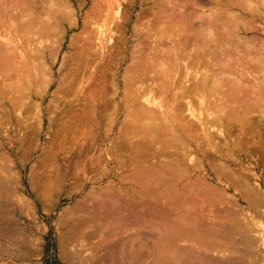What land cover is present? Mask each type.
Returning <instances> with one entry per match:
<instances>
[{"label": "rangeland", "instance_id": "rangeland-1", "mask_svg": "<svg viewBox=\"0 0 264 264\" xmlns=\"http://www.w3.org/2000/svg\"><path fill=\"white\" fill-rule=\"evenodd\" d=\"M1 1L0 94L2 93V95H0V97H2L0 99L2 104H5H3V106L6 107L4 108L2 106L0 111V192L3 193L5 189L7 191L5 190V192L3 193L4 195L0 194V198H4L3 200L0 199V212H2L0 213V233L3 235L0 237V264H264L263 139H261V143H259L256 139V141L250 140L249 147L247 146L248 148H243L241 151H236V156L239 160H236L237 162L230 161L228 163V167L231 173L230 178H225V180L223 181L220 180V183L217 182L214 175L212 174L208 162L204 160L203 163L207 168H205V171L203 173L205 174L208 181L218 185L220 187L219 191L221 190L220 192L218 191L219 193L217 192V194H214V196H217L213 198V201L211 200L213 204L210 201H207V203L205 201L203 202V204L199 203L198 207L195 206L193 208V210L195 209L194 212H196L197 214L194 212L193 213L198 217L203 218H200L201 223H199V225L195 227L196 229H198L196 232H200L204 229L203 234L204 236L206 234L205 238L207 239L198 236L191 237L193 235L192 234L191 236H189L191 237V239L187 237L188 240L184 239L175 241V246H171L169 244L167 237L168 235L165 234V232L168 233V231L163 226L166 221L159 222L162 221L164 217L165 218L163 220H167L166 217L168 216H158L157 213L160 212V214H162L166 210H164V206H162L163 208L160 206V203L159 205L152 204L151 206L154 207L150 206L151 211H153V213L155 211L157 215L153 213H151L152 215H149L146 213L148 215L147 216L144 213L135 211L134 218L139 222L135 221L137 225L134 224L135 227L132 225L133 229L131 226L129 229V227L123 226L124 223H119L118 219L120 218V216H122L120 215L121 210L118 207L120 205L117 204L119 202L116 203V201H114L117 199L111 196V192L116 190L118 187L125 188L127 186L125 183H121V181L118 180L120 176L126 173V171L125 169L121 170L115 163V161L108 162L105 158V153L108 152L109 149H111L110 144H112V140L115 141V133L117 132L118 126H120L121 123H123L125 120L124 114L127 111H125V109H127L128 106L126 104L127 102H125L126 97L124 91L122 90H125V74L131 67H133L135 58L140 55L143 56L144 54V56H146V53L148 52L152 54L153 51L155 52L157 49H164L165 51L169 50L171 52L173 49H176L175 47H178L180 45V47H182V50L185 49L186 51H189L187 50V48L189 47V53L195 52V50L200 47L196 46L198 42L195 44L193 43V45L191 46H188L186 43L190 44L198 40L199 42L203 43V39H199L198 37V35L200 36L201 29L199 30V28H196V25H192V27L194 26L198 31L194 28H191L194 30L193 32H191V35L189 33V25L187 23H190L191 21L194 23H198L200 21L199 20L197 22L195 20V13L201 14L203 12V15H207L210 14L213 9L215 10L216 6H224L223 8L226 7L227 9V7L230 5L226 2H230L232 0H224V2L223 0H192L194 1V3H192V1L190 3V0H185L186 2L184 0H171L169 3H167V9L171 7L169 11L171 10L172 12H168L169 14L172 15L174 12L173 10L177 11L181 7H183V9L185 10L189 9L186 10V13L191 12V15L193 14L192 17H195H193L194 19L191 16H187L186 13H184L185 17H188L186 19H184L183 14L181 16H176L174 14L176 18L174 17V15L173 17L170 15L171 18L168 17V10H164L162 8L166 6H162L161 4H165V2L163 1L169 0H118V4L120 6H118L116 4L117 2H115L114 4H112L113 6L111 5V9H109L110 5H108V0H62V2L64 1L63 3L67 7H69V10H71L70 12L74 10L71 13L72 16L63 14L60 15V26L59 29H57L59 32L57 30V33L54 31V33H52L51 35H54L53 37H51L50 35L45 36V40H40L38 35L35 36V33H37V31L35 30L36 28H33V25L29 26L28 24L27 26L29 29L26 30L27 26L26 23H24L25 25H23V28L25 31L23 29L22 31L21 28L20 30L16 31L15 28L17 26V23L10 24L12 18L11 14L9 13L12 12V14L14 13L13 15L15 16L17 13H21V6H24V8L27 9L30 4L31 6L32 4H36L37 7L36 9H33V14H38L36 15V17L38 18L35 19L37 21H35L34 19L32 20L37 22L36 25H38L39 28L42 26L44 28H49L46 26L47 24H45L46 18H41L43 17V14H45L44 17H46V14L49 13L48 7H45L46 5L44 4V0H27L29 6L24 5V3L26 4V1L24 0V3L22 0H0V3ZM30 1H32V3ZM173 2L174 5L179 4L177 2H180V4L182 3V6L180 5L179 7V5H177L172 7L173 5L171 6V4H173ZM219 2L220 4L221 2L225 4L220 5L218 4ZM59 3L62 4L60 0ZM159 3L161 5L160 7L162 8L161 10L157 9ZM191 4H193V6L197 4L198 5L196 7L194 6L195 8H193ZM6 5H9V7L11 5H13L14 7L16 6L17 10L15 9V11L13 6L8 8ZM35 6L33 8H35ZM186 6L188 7L186 8ZM104 8L105 10H103ZM260 8H262L260 9V14L262 15L259 14L257 16H253V14L249 12L246 13V15L240 13V17L244 22V25L239 24V32L237 31V34H233V36L237 37V39H234L235 37L232 38L231 36L230 38L232 39H229L232 40L231 43L234 42L236 47V44H238V38H241V36V39H244L246 41L248 40L247 38H250V40H248L247 42L252 41L251 43L255 45V48L253 49L254 51L251 50L253 51V54L251 52L252 55H255V53L258 54L260 53V51L262 52L260 54H264V52L262 51V48L264 47V13L263 7ZM25 9L22 8V11ZM30 10L32 11V9H28V11ZM113 10H116V12H114ZM151 10L152 13L150 14ZM192 11H195V13H193ZM177 12L175 13L177 14ZM145 13L148 14H146L145 16ZM153 13H156L158 17L156 14L153 15ZM165 14L168 15L166 17L167 19L164 17L163 20L162 15L166 16ZM202 14L200 16H202ZM39 16L41 17L39 18ZM63 16H66V18H68L66 19ZM69 18L70 21L73 19L72 22H70V24L73 23L72 25L68 23ZM172 18L175 19L177 24L179 23L178 25H180L182 21H184L185 23L187 21V23L186 25L182 23V27L180 25V27L177 28V24L175 25V22ZM189 18L190 21L188 20ZM201 18H205L206 22L210 21L206 18V16H202ZM42 19L45 20L42 21ZM38 20L40 21L39 23ZM151 20H155L156 28L154 27V24H151ZM156 20H160V22L158 21L159 25H157L158 22ZM202 20L203 19H201L200 23L203 22ZM12 21L17 22V19H15V21ZM172 22H174L172 26L177 29L180 28L181 30L179 29V31H175L176 29H172L171 25L169 24L168 27L165 26V24ZM160 23L162 24L160 25ZM10 25L15 26L12 27ZM157 26H159L160 28L162 27V29L166 27L165 31L167 30L169 33L167 32V34H165L166 32L164 30H161ZM183 26L188 29L184 28ZM246 26L248 27L247 29L245 28ZM252 26H254L255 28ZM30 27L33 28L34 31H31L33 29H31ZM148 27L151 28L149 29ZM242 27L246 30H243ZM106 28L109 30H107ZM152 29L155 32L156 29L157 32L160 30L163 31V38L162 36L160 37V35L157 36L160 32H158V34H155ZM170 30H173V35L170 34ZM106 31L108 32L106 33ZM150 31L151 33H149ZM174 31L178 34L173 33ZM196 31L198 34H195ZM213 31L215 32V35H213V37H216L221 42H224L228 39L226 38V35H228L226 34L227 32H220L221 29H219L218 31L213 29ZM12 32H17L18 35H14ZM100 32L103 33L100 34ZM21 33L25 35V37H23ZM222 33H224V35ZM220 34L224 36L223 38L225 40L222 37H219ZM11 35L14 36L13 39ZM27 35L32 38H28ZM146 35L147 37H149L147 38ZM189 35L191 36L188 37ZM150 36L153 38H151ZM166 37L170 40H166ZM178 37L180 38V40L185 37L186 41L183 39L182 42L184 44H178ZM108 38L111 39L110 43ZM155 38L158 40H156ZM188 38L196 39H193L191 42V40L188 41ZM200 38H202V36H200ZM28 39H34L35 43L37 42L38 44H34V40H31L32 43H30V40ZM160 39L166 44H162ZM202 43H198L197 45H201ZM227 43L230 44V41L227 40ZM49 44L51 46H49ZM234 44L229 45L230 50L223 49L222 52L230 51V54H232V46ZM29 46L32 48H30ZM35 46L40 50H36ZM157 46H159V48H157ZM238 46L237 47L239 49L242 48L240 50L242 53L240 52V55L237 54L236 56L232 54L233 59L234 56L235 59L238 56H240V59H242V54L244 53V51H246V49L242 47L241 43H239ZM147 47H150L151 49ZM207 48L205 50V53L206 55L207 53L209 54L208 57H216L217 55H219L218 53L222 54L219 49L218 52L216 51V53H213L211 51H208L211 50L212 47H209L208 49ZM35 50L38 51L39 54ZM160 52L161 54H159ZM160 52L157 53V56L162 58L163 51ZM2 53L3 55H1ZM233 53L235 52L233 51ZM35 55L37 56V59L34 57ZM41 55L43 56V58L39 60V57ZM240 59L239 61H241ZM38 60L41 64L38 62ZM239 61L237 62V64L239 63ZM262 61L259 63H256V61L255 63L250 62L249 67H251V72L246 74L245 77L241 78L242 81H245L244 83H246L247 85V88H244V91H242L247 96L252 97L251 93L253 92V90H257V88L254 89V87H259V90L263 91L264 55ZM27 64L29 65V67H27ZM44 64L47 65L46 68L44 67ZM181 64L184 63L181 62L180 67L183 66H181ZM30 66H33V68ZM203 66H206V64H204ZM42 68L45 69V72L47 71L45 77L46 79L48 78L47 80L45 79L47 82H44V85H40L41 83L38 84L39 81L41 82V80L43 81L44 79L41 75L42 72H40L41 74H38V72L40 71V69L42 70ZM183 68L184 67H182V70H184ZM202 68L200 67L201 72L203 70ZM103 70H105V72L109 71V73H115V82L110 81L109 83V80L112 79L113 75L110 74L109 77L108 73L105 75V72ZM233 70L234 68L231 71ZM27 71H30L33 76V80L39 78V81L32 80V84L34 85L33 86L30 83L32 85V88L29 87V84H26L27 81L24 80V77L26 79L29 78L28 75L30 73H28ZM233 72L236 73V75L240 73L239 69H235ZM34 73H37L38 76L41 75V77L34 76ZM198 74L201 75L202 73ZM150 75L153 74L150 73ZM106 76H108L107 78L111 79L105 78ZM18 78H21L24 83V87L29 88L31 91L30 97H24L25 99L27 98L26 102H23L24 109H27L26 111L24 110L25 113H23V109L21 110L22 112L19 110L20 108H23L22 103H20L21 105L18 106L19 108L16 107L14 109V106L18 105L17 99L19 98V95H17L18 92H14L12 90V87L15 83L14 80ZM189 82H192L191 79L187 81L186 85L190 84ZM248 83L250 84V86ZM35 84L37 85V87ZM9 86L11 87V89H9ZM251 86H253V90H251ZM35 87L37 88V90ZM67 92L69 93V95ZM263 92L261 93L262 97ZM16 96L18 97L16 98ZM123 97L125 98V100ZM166 100L168 102V97L164 95V103H166ZM10 101L11 103H13L10 104ZM14 101L17 102H15L17 105H14ZM103 101L110 104L117 103L118 107L120 106L119 117L116 123L117 127L113 131L107 132L109 129H107V127L103 125L105 120L102 119L103 122L101 121V126H96V129L94 127L95 131H92L95 134L94 137L96 138V142H94L93 144H89L88 137L85 141L84 138L80 136L81 132H84V134L87 133V136L88 132L90 131H88L89 129L87 130L86 128L81 129V125H78V115L82 114V111L87 110V112H89L88 110L91 109H88L89 107H92V105H101ZM2 104L0 103V106ZM27 105H29L28 108H26ZM11 106L13 107V109ZM30 106H34V108H31ZM90 111L91 113H93L92 109ZM22 113L23 115L25 114V117L22 115ZM257 114L258 112L256 111V113L252 116L254 117L252 118L254 119L252 120L253 122L250 120L251 122L249 121L248 123L249 128L253 133L254 129L257 130V128L263 127L260 126V124L256 126L258 122L256 123V125L254 124L255 119L257 121V117L255 116ZM74 120L76 121V123ZM256 132L257 134L255 133L254 135L255 138L257 137L258 139L259 134L260 138H264L263 128ZM101 151L102 153H100ZM99 153L102 155L100 166L98 167L93 165L92 167L91 161L96 158ZM7 179L11 180L9 181ZM244 182H246L247 186L249 187V191L252 190L254 192V195L251 194L249 196H245L241 193V188ZM5 183L7 184V186ZM14 185L15 187L13 188ZM236 187H238L240 191L237 190ZM110 189H112V191H110ZM222 192L223 195L227 197L226 199H224L225 196H223V198L219 196ZM109 193L110 195H108ZM228 197H232L233 199H229ZM135 199L137 200V198ZM227 199L230 202L225 204L227 202ZM142 201L144 202V200L141 199V202ZM253 201L256 204L253 205ZM137 202L141 203L140 199H138ZM209 202L212 204V206H210L211 204H209ZM217 203L219 204L218 207ZM232 203L235 205H232ZM250 203H252V205H250ZM228 204L231 205V208L230 206H228ZM202 205L204 207L206 206V208H202ZM225 206L227 207V209L226 211H224V213L227 214H223L222 208H224L225 210ZM234 206H238V208H235ZM256 206L259 207L257 208ZM160 207L163 210H161ZM217 208H219L220 210ZM234 208L237 209L236 212L238 213H236L237 216L236 214H234V216H232L233 218H231V214L233 215L232 211L235 213ZM252 208H255V210L257 211L253 210ZM6 209L7 211H5ZM157 209L160 211H158ZM228 209H231V212L229 211L230 213L228 212ZM202 210L204 211L202 212ZM116 211L118 212L116 213ZM223 215H227V217L229 216V219ZM153 216H156V218H154ZM157 216L159 220H157ZM205 216H209L207 217V219H211V221L210 219H208V221L211 224H209V226L212 227H208V224L205 225V222L208 223ZM82 217L86 218V220H84L85 223H83L81 219ZM198 217L195 216L197 220H199ZM220 217L222 219L225 218L227 221L231 220L228 221L230 228L228 227L229 225L227 224L226 220H222ZM167 218H169V216ZM232 219L234 220L232 221ZM245 219L247 220L245 221ZM79 220H81V223L83 224H79L78 226V223H80ZM146 220H152L148 222L150 226L144 223ZM224 221L226 223V228H228L230 232L228 231V229L225 230L223 226L225 224ZM220 222H222L223 225L220 224L218 226L217 224H219ZM202 223L205 225V227L208 228H205ZM200 224L202 227L200 226ZM143 225H147V227ZM199 226L201 227V229ZM220 227L223 228V233H221L222 231L219 232L220 230L218 229H220ZM11 228L15 230V232L12 234L9 233ZM71 228L81 229H74L73 234H71ZM95 228L96 230H99V235H96L98 230L96 231ZM209 228L210 230H212L211 228H214L211 233H209L208 231ZM215 229L217 230V232H219V235L221 234L220 237L218 234H216L217 232L214 233V231H216ZM93 230L96 231V234L95 232H92ZM87 231L95 234H92L93 237H91V239L89 238V240L88 237H90L91 234ZM224 232L226 234L227 232H229L227 237H225L226 234H224ZM210 234L212 235L210 236ZM72 235L74 236L72 237ZM75 236L76 238L74 239ZM214 236L216 237V241L214 240ZM218 237L220 238L219 240ZM226 238L227 240L224 242L223 239L225 240Z\"/></svg>", "mask_w": 264, "mask_h": 264}, {"label": "bare ground", "instance_id": "bare-ground-1", "mask_svg": "<svg viewBox=\"0 0 264 264\" xmlns=\"http://www.w3.org/2000/svg\"><path fill=\"white\" fill-rule=\"evenodd\" d=\"M17 1H20V0H17ZM24 1H26V4L24 3ZM24 1H23L24 5L29 6L28 5L29 3L27 2V0H24ZM44 1H45L44 4L46 5L45 7H48L49 13L51 15L48 13V14H46V17H44L45 14H43V17L39 16V18L40 17L41 18H46V20L42 19V21L45 20V22H46L45 24H47L46 26L49 27V28H46V27L44 28L42 25H40L42 27L39 28V26L36 25L37 22H35V21H37V20H35V19L38 18V17H36V15H38V14H36V15L33 14V12H34L33 9H36V7H37L36 4H35L36 6L33 5V4L31 6V4H30V6L27 9H25L24 6H21V9H20L21 13L19 11H17V12H19V14L16 12L18 14V15L16 14L17 16L16 15L14 16L13 15L14 13L12 14V12H9L11 14V18H12L11 21L9 20L11 22L10 24H12V23L16 24L17 23V26L15 28L16 31L20 30V28H21V30L22 29L24 30V28H23L24 27L23 25H25L24 23H26V26L28 24H29V26L33 25V28H36L35 30L37 31V33H35V36L38 35L40 40L44 39L45 36H48V35L51 36L52 33H54V31L56 32V30L59 29V26H60L59 21H60V17H61L60 15L63 14V15H67V16L68 15L72 16L71 13L74 10L72 12H70L71 10H69V7H67L63 3L64 1L62 2V0H60V1L64 5L60 4L59 0H51V1L50 0H48V1L44 0ZM170 1L171 0L163 1V2H165L166 5L164 3L161 4L162 6H166V7H162V8L164 10H168L167 14H169L168 12L172 13L171 10L169 11V9H171V7H169V9H167L168 8L167 7V3H169ZM191 1L192 0H190V3H191ZM199 1H197V2H199ZM232 1L226 2V3H228L230 5V6L227 7V9H226V7L223 8L224 6H216L215 10L214 9L212 11L210 10L211 11L210 14L203 15L202 14L203 12H202L201 13L202 16H206V18L208 20H210L209 22L208 21L206 22L205 18H201L202 17V16H200L201 14L195 13L196 10L192 11L196 15L195 16L196 17L195 20L197 22L199 20L200 21L198 23H194L192 21L190 23L189 22L187 23V21H186V23L189 25L188 26L189 27V33L192 35L191 32H193L194 30L191 29V28L195 29L194 26L196 25V28H199V30L201 29L200 36H202V38H200L199 35H198V37H199V39H203V43H202V42H199L198 37H197L198 41H194V42H192V40L194 38H191V39L188 38V41L191 40V42H192L190 44L186 43L188 46H191V45H193V43L195 44L197 42L198 43H202L201 45H197L198 43L196 44L197 47L198 46H200V47H198V49L195 50V52L189 53V51H190L189 47H188L189 49L187 48V50H189V51H186L185 49L182 50V47H180L181 45L179 43H182L183 39L185 40V37L187 36L186 35L181 40L178 37L179 39H177V41H178V44L180 46L175 47L176 49H173L171 52L169 50L165 51L164 49H162V50L157 49L155 52L153 51L152 54L149 53L148 51H146V52H148V53H146L147 54L146 56H144L145 55L144 54L143 56L140 55V56H137L135 58V60L133 62V67L134 68L131 67L126 72L125 78H124L125 83L123 82L125 90L123 89L122 91H124L126 100H125L124 97L123 98H124L125 102H127L126 104L128 106L127 109H125V111L127 110L128 112L127 111H126V113L124 112L125 113L124 114L125 115V118H124L125 120H124L123 123L120 122L121 125L119 124L120 126H118L117 132L115 133V135H116L115 141L112 140V144H110L111 145V147H110L111 149H109V151L105 153V156H106L105 158L107 159L108 162L109 161H115V163L118 165V167L121 170L125 169V171H126V173L123 174L122 176H120V178L118 180L121 181V183H125L127 186L125 188H122V187L119 188L118 187L114 191H112V189H110V191H112L111 192V196H113V197H115L117 199V200H114V201H116V203L119 202L117 204L120 205L118 207L121 210V214L120 215H122V216H120V218L118 219L119 223H124L123 226L129 227V229H130V226L132 227V225L134 226V224L137 225V223H135V221L139 222V221H137V219L134 218L135 211L141 212V213H144V214L147 213V214L150 215L151 213H153V211H151L150 206L152 204L159 205V203H160V206L161 207L164 206V210L165 209L166 210H165V212L162 211L164 214L163 213L160 214V212L157 213L158 216H161V215L162 216L163 215L167 216L168 215L169 218H170V220H169V218H167L168 216L166 217L168 222H167V220H163L165 217L162 219V221H159V222H164V221L167 222V223L165 222L163 224V226L168 231V233L165 232V234L168 235L167 236L168 237V241H169V244L171 246H175L174 243L177 240H184V239L188 240L187 237L191 239V237H197L198 236V237L205 238V236H206V234H205V236L203 234L204 233L203 232L204 229L202 231H200V232H196L198 229H196L195 227H197V225H199V223H201L200 222V218L201 217H198L197 215L194 214L196 212H194L195 209L193 210V208L195 206L198 207L199 203L203 204V202H205V201H206V203H207V201H210V202H211V200L213 201V198H215L217 196V195L214 196V194L215 193L217 194V192L219 191L220 187L218 185L213 184L212 182L207 180L205 174L203 173L205 171V168H207L205 166V164L203 163L204 160H206L208 162V165L210 167V170H211L212 174L214 175V177L217 180V182L220 183V180L223 181V180H225V178H227V179L230 178L231 173H230V169L228 167V163L230 161L237 162L239 160V159H237V156H236V151L237 150L241 151L243 148L244 149L248 148L250 140H252V141H256L257 140L259 143H261L262 142L261 139H263V145L262 146L264 147V138H260V136H259L261 134V131H260V134L258 132V134H259L258 135V139H257V137L256 138L254 137L255 133L257 134L256 131L261 130L263 128V132H264V92H263L264 91V87L263 88L261 87L263 89V91L259 90V87H254V89L257 88V90L254 91L253 90V86H251L252 87L251 90H253V92L250 91V92H252L251 93L252 97L247 96V95L244 94V92H242V91H244L243 90L244 88H247V85H246V83H244L245 81L243 82L242 79H241V78L245 77L246 74L251 72V70H250L251 67H249V63L250 62L251 63L252 62L255 63V61H256V63L257 62L258 63L261 62L262 59H263V55L264 54H260V53H262L260 51V53H258V54L255 53V55H252L253 51H254L253 49L255 48V45L251 43L252 41L247 42L248 40H250V38H247L248 40L246 41L244 39H241L242 36L240 35L241 38H238L237 43L238 44L241 43L242 47L244 49H246V51H244V53L242 54V56H243L242 59H240V56L236 57V59H235V56L237 54L240 55V52H241L240 50L242 48L239 49L240 47L238 46V44H236V47L238 46L239 48L238 47L236 48L234 42L231 43L232 40H229V39H232L233 37H235V36H233L234 33H236L237 31L239 32V30H240L239 29L240 28L239 24H243L244 25V22L241 20L240 13L246 15V13L249 12V13H252L253 16H255V15L257 16V15L260 14V9H262L260 7H263V13H264V0H234L233 2ZM30 2L32 3V1H30ZM115 2H117L116 4L118 6H120L118 4V0H108V5H110L109 9L112 8V6H113L112 4H114ZM174 2H173V4L170 3L171 6L173 5L172 7L177 6V5H179V7H180V5L182 6V3L180 4V2H177L179 4H175L174 5ZM223 2H224V0H223ZM67 3H68V1H67ZM103 3H104V1H103ZM192 3H194V1H192ZM211 3H212V1H211ZM214 3H217V2H214ZM0 4H2V1H1ZM218 4H220V2ZM222 4H225V3L221 2L220 5H222ZM13 5H11V6H13ZM161 5L159 3V6H157V9L161 10L162 9L160 7ZM191 5L193 6V4H191ZM197 5H194V6L196 7ZM6 6L8 8L11 7V6L9 7V5H6ZM34 6H35V8H33ZM194 6H193V8H195ZM158 7H160V8H158ZM187 7L188 6H186V8ZM22 8L25 9V10L22 11ZM181 8H182V10H181ZM181 8L179 10H177L178 12L173 10L174 12H173L172 15L169 14V16H168V15L165 14L166 16L162 15L163 18L162 17L161 18L164 20V17L165 18L167 16L170 17V15L173 17L174 14L176 16H181L183 14L184 15V19L188 18V17H185L184 13H186L187 12L186 10H189V9L185 10V9H183V7H181ZM15 9H16V6L14 7V10ZM28 9H32V11L31 10L28 11ZM103 10H105V8ZM217 10H219V11H217ZM114 12H116V10ZM175 12H177V14ZM197 12H198V10H197ZM151 13H152V10L150 11V14ZM146 14H148V13H145V16H146ZM154 14H156V13H153V15ZM186 14H187V16H191V17L193 15V14L191 15V12L190 13L188 12ZM204 14H205V12H204ZM12 15H13V17H12ZM175 15H174V17H175ZM260 15H262V14H260ZM148 16H150V15H148ZM63 17L66 18V16H63ZM153 17H155V16H153ZM157 17H158V15H157ZM170 18H168V19H170ZM15 19H17V22L15 21ZM32 19H34L35 21L32 20ZM62 19H61V21H62ZM147 19H148V17H147ZM201 19H203L202 23H200ZM12 20H14L15 22H13ZM68 20H69L68 23L70 24V22H72L73 19L70 21V18H69ZM173 20H174L175 25H176L177 23H176L175 19H173ZM188 20L190 21V18ZM156 21L160 22V20H156ZM39 22L40 21L38 20V23ZM159 22L157 23V25H159ZM174 22L167 23V24H165V26L168 27V24H169V25H171L172 29L174 28V29H176L175 31H179L180 28L179 29H177V28L180 27V25H181V27H182L183 24L186 25V23L184 21H182L180 23V25H178L179 24L178 23L177 26H176L177 28H175L174 26H172ZM177 22H179V21H177ZM245 22H247V21H245ZM74 23H75V21H74ZM191 23H194V24H191ZM72 24L73 23H71L70 25H72ZM151 24H154V27L156 28L155 20L152 21ZM161 24L162 23H160V25ZM192 25H194V26L192 27ZM10 26L14 27L15 25L14 26L10 25ZM157 27H159V26H157ZM252 27H254V26H252ZM252 27H251V29H252ZM33 28H31V29H33ZM165 28L162 29V27H161L160 29L165 31ZM184 28H186V27H184ZM245 28L247 29L248 27L246 26ZM245 28H243V30ZM27 29H29L28 26H27L26 30ZM186 29H188V28H186ZM213 29H215L217 31L219 29H221L220 32H222V31L223 32H227L226 34H228V35H226L227 36L226 38H228L227 40L230 41V44L227 43V40H225L223 38L224 36H222L221 34H220L219 37L220 38L222 37L225 40L224 42H226V43H224L223 41L221 42L216 37H213V35H215V32L213 31ZM107 30H109V29H107ZM161 30L158 31V32H160L158 34L157 29H156V32L152 29V31H154L155 34L156 33L158 34L157 36L160 35V37L162 36V38H163L164 32L161 31ZM195 30H197V29H195ZM31 31H34V29L31 30ZM31 31H30V33H31ZM172 31L170 30V32H171L170 34L171 35H173ZM175 31L173 33L178 34ZM197 31L195 32V34L197 33ZM107 32L108 31H106V33ZM165 32H166L165 34H167L168 31L166 30ZM12 33L14 35L15 34L18 35L17 32L16 33L12 32ZM102 33L103 32H100V34H102ZM149 33H151V31ZM109 34H110V32H109ZM222 34L224 35V33H222ZM191 35H189L188 37H190ZM53 36H51V37H53ZM230 36L232 38H230ZM13 37L14 36H12V39H13ZM23 37H25V35H23ZM29 37L30 36H28V38ZM146 37H147V35H146ZM160 37H157V38H160ZM30 38H32V37H30ZM151 38H153V37H151ZM34 39H31V40H34ZM167 39L168 38L166 37V40ZM223 39H221V40H223ZM234 39H237V37H235ZM28 40H30V39H28ZM31 40L29 41L30 43H32ZM108 40H109V43H110L111 39L108 38ZM156 40H158V39H156ZM168 40H170V39H168ZM160 41H161L162 44L165 43V42H162L161 39H160ZM141 42H143V41H141ZM6 44H7V42H6ZM34 44H38V43L37 42L35 43V40H34ZM182 44H184V43H182ZM231 44H234L232 46V50L235 53H233L232 50L231 51H232V54L235 55L234 56L235 60L233 59V55L230 54V51L222 52L223 49L230 50L229 45H231ZM8 46H9V44H8ZM49 46H51V45L49 44ZM227 46H228L229 49L227 48ZM207 47L208 48L212 47V49L208 50V51H211L213 53H216V51L218 52V49H219L220 52H222V54L218 53L219 55L216 54L217 55L216 57H213V56L212 57H208L209 54L207 53V55H206V53H205V50H206ZM30 48H32V47H30ZM147 48H150V47H147ZM157 48H159V46H157ZM37 49H39V48L36 47V50ZM154 49H156V48H154ZM260 49H261V47H260ZM180 50H181V52H180ZM251 50H253V51H251ZM257 50H258V48H257ZM160 51H163L162 58L157 56V53H159ZM262 51L264 52V47L262 48ZM36 52L38 53V51H36ZM251 52H252V54H251ZM33 54H34V52H33ZM131 54H132V52H131ZM159 54H161V52ZM1 55H3V53ZM34 57L36 58L37 56L35 55ZM80 57H81V55H80ZM41 58H43L42 55L39 57V60ZM238 58L241 61H239ZM39 60H38V62H39ZM235 61H236V63H235ZM238 61H239V63L240 62L241 63L237 64ZM35 62H36V60H35ZM181 62L184 63V64H181V66L183 65L182 67H184L183 68L184 70H182V67H180V63ZM204 64H206V66H203ZM9 65H10V63H9ZM27 67H29L28 64H27ZM30 67L33 68V66H30ZM44 67L46 68L47 65L44 64ZM78 67H79V65H78ZM200 67L201 68L203 67L202 68L203 69L202 72L200 71L201 70ZM252 67H254V66H252ZM32 68H30V69H32ZM81 68H82V66H81ZM233 68H234V70L235 69H239L240 73L238 72L239 74L237 73L238 75H236V73L233 72L234 70L231 71ZM30 71L29 72L27 71V72L30 73ZM103 71L105 72V70H103ZM203 71H205V72H203ZM40 72H42V74ZM46 72H45L44 68H42V70L40 69V71L38 72V74H41L42 77L44 78L43 81L41 80V82H40L39 78L33 80V76L30 73L28 75L29 78L26 79L24 77V80L27 81V83L26 82L25 83L29 84V87H31V88H32V85H33L32 84V80L33 81L37 80V81H39V83L37 82L38 84L41 83L40 85H44V82H47L46 80L48 79V78L46 79V77H45L46 76ZM110 72H112V71H110ZM107 73H108L109 77H110V74L113 75L112 79L111 78H107L108 76L105 77L107 79H111V80H109V83H110V81H114L115 82V79H114V77H115L114 74L115 73L113 74V73H109V71H106L105 75ZM150 73L153 74V75H150ZM198 73H200V74L202 73V74L199 75ZM34 74H35L34 76H38L37 73H34ZM41 75L38 76V77H41ZM253 75H254V73H253ZM13 77H15V76H13ZM190 79H191L192 82L191 83L189 82L190 84L186 85L187 81H189ZM6 80H8V79H6ZM14 81H15V83H14V85L12 87V90L14 92H18L17 95H19V98L17 99L18 103L16 101H14V103L16 102L18 104V105L16 103L14 104V105H17V106L13 105L14 109H15L16 107L21 105L20 103H22V105H23L24 104L23 102L24 101L26 102V99L28 98V96L29 97L31 96V91H30L29 88H25L24 87V85H23L24 83L21 80V78L20 79L19 78L15 79ZM42 82H43V84H42ZM166 83H167V86H166ZM263 83H264V80H263ZM111 84H113V83H111ZM45 86H47V85H45ZM249 86H250V84H249ZM36 87H37V85H36ZM9 89H11L10 86H9ZM36 90H37V88H36ZM262 92H263V97L261 95ZM0 95H2V93ZM68 95H69V93H68ZM164 95L168 97V102L166 100L165 101L166 103H164V101H163ZM101 96H102V94H101ZM17 97L18 96H16V98ZM24 97H27V98L25 99ZM107 97H109V96H107ZM261 99H263V100H261ZM182 100H185V101H182ZM11 101H10V104L13 103V102L11 103ZM0 103L2 104L1 99H0ZM3 104L0 106V111H1V107L3 106ZM98 105L97 106L92 105V107L88 108V109L91 108L93 113H91V111H90L91 109H90V110H88L89 112H87V110L86 111H82V114L78 115V122H79V123L77 122L78 125H81L80 126L81 129H85L86 128L87 130L89 129L88 131H90V132H88L87 136H86L87 133L84 134V132H81V135L79 133V135L82 136L85 141H86V139L88 137L89 144L90 143L93 144L94 142H96V138L94 137L95 134L92 131L93 130L95 131V129L97 127L101 126V121L103 122V120H105L103 125L105 127H107V129H109L107 132L113 131L117 127L116 123H117V120H118V117H119V107L120 106L118 107L117 103L116 104L115 103L114 104H110V103L104 102V101H103V103H101V105H99V106ZM28 106L29 105H27V107L26 106L25 107L28 108ZM34 106H30V107L34 108ZM3 107L5 108L6 106H3ZM22 107L23 108H20L19 110L21 111L23 109V113H25L24 112V110H25L24 109V105ZM12 109H13V107H12ZM4 111H6V110H4ZM256 111L258 112V114H257L258 116L255 115L257 117V121L255 119V123L254 124L256 125V123L258 122V124L256 126H258L260 124V126H263V127L262 128L260 127L261 129L257 128V130L254 129V133H253L251 131V129L249 128L248 123H249L250 120L251 121L254 120V119H252V118H254L252 116H253V114L256 113ZM23 113H22V115H23ZM31 114H32V112H31ZM23 116L25 117V114ZM0 122H1V120H0ZM75 123H76V121H75ZM94 127H95V129H94ZM77 130H79V129H77ZM199 131H200V133H199ZM82 137H81V139H82ZM84 144H86V143H84ZM96 146H97V144H96ZM100 153H102V151ZM100 153H99V155L96 156V158H94L91 161L92 167H93V165L94 166H98V167L100 166V162L102 160V157H101L102 155ZM92 167H91V169H92ZM201 173H203V174H201ZM7 180H9V179H7ZM6 186H7V184H6ZM14 187H15V185L13 186V188ZM236 188H237V190L240 191V189L238 187H236ZM1 190H2V188H1ZM5 190L3 191V193L5 192ZM3 193L0 192V194H3ZM241 193L243 195H245V196H249L251 194L254 195V192L252 190L249 191V187L247 186L246 182H244L243 185H242ZM5 194H7V193H5ZM105 194H107V193H105ZM108 195H110V193ZM219 196H221L223 198V196H225V195H223V192H222L221 195H219ZM10 198H11V196H10ZM135 198H137V200L140 199V202H141V199H142V200H144V202L142 201L141 203H138ZM226 198L227 197L225 196L224 199H226ZM231 198H229V199H231ZM0 199L3 200L4 198L3 199L0 198ZM216 201H217V199H216ZM226 201H227L226 203L224 202L225 204L230 202L228 199ZM210 202H209V204L212 203V202L211 203ZM214 202H215V200H214ZM110 203H112V202H110ZM252 203H253V205L256 204L254 201ZM252 203H250V205H252ZM212 204L210 206H212ZM145 205H147V206H145ZM218 205L219 204L217 203V207H218ZM232 205H235V204L232 203ZM82 206H85V205H82ZM114 206H116V205H114ZM228 206H230V208H231V205L228 204ZM118 207H117V209H118ZM151 207H154V206H151ZM161 207H160V209H161ZM234 207L238 208V206H234ZM256 207L258 208L259 206H256ZM202 208H206V206L204 207L202 205ZM235 208H234L235 213L232 211L233 215L231 214V216H230L231 218H233L232 216H234V214L238 213V212H236L237 209H235ZM255 208L254 209L252 208V209L255 210ZM217 209H219V208H217ZM226 209H227V207L225 208V210H224V208H222L223 214H227V213H224V211H226ZM161 210H163V209H161ZM5 211H7V209ZM78 211H79V209H78ZM158 211H160V210H158ZM203 211L204 210H202V212ZM229 211L231 212V209L230 210L228 209V212ZM255 211H257V210H255ZM117 212L118 211H116V213ZM0 213H2V212H0ZM153 214L157 215L155 213V211H154ZM200 214H202V213H200ZM158 216H157V218H158ZM195 216L198 217L199 220H197L195 218ZM223 216H226V218L229 217V216L227 217V215H223ZM236 216H237V214H236ZM12 217H13V215H12ZM86 217H87V215H86ZM207 217H209V216H207ZM207 217H206V220L208 221V219H210V218L207 219ZM83 218H85V217L81 218L83 223H85L84 220H86V218L85 219H83ZM154 218H156V216ZM201 219H203V218H201ZM223 219H225V218H223ZM157 220H159V218ZM233 220L234 219H232V221ZM246 220L247 219H245V221ZM79 221H80V223H78V226H79V224H83V223H81L82 222L81 220H79ZM149 221H152V220H146L144 223L148 224ZM210 221H211V219H210ZM228 221H231V220H228ZM228 221L226 220L227 224H228ZM224 223H225V221H224ZM239 223H240V221H239ZM142 224H143V221H142ZM206 224H208L207 225L208 227H212V226H209V224H210L209 221H208V223L205 222V225ZM220 224L223 225L222 222H220L217 225L219 226ZM205 225H204V227H205ZM80 226H82V225H80ZM143 226L147 227V225H143ZM149 226H148V228H149ZM200 226H201V224H200ZM223 226H224L225 230L228 229V228H226V223ZM201 227H200V229H201ZM208 227H205V228H208ZM221 227L218 230H220L219 232L222 231L221 233H223V228H221ZM228 227L230 228V225ZM246 228H248V227H246ZM74 229L77 230V229H81V228H77V229L76 228H71L70 229L71 230V234H73ZM132 229H133V227H132ZM150 229H151V227H150ZM211 229L212 230H210V228L208 229L209 233H211L214 228H211ZM95 230H96V228H95ZM230 230H232V229H230ZM96 231L93 230L92 232H95V234H96ZM137 231H139V230H137ZM208 231H207V233H208ZM228 231H229V229H228ZM14 232H15V230L13 228H11L9 233L12 234ZM92 232H88V233H90L91 235L92 234L95 235ZM215 232H217V230L214 231V233ZM219 232H217L216 234H218ZM225 232H224V234H226ZM229 232H227L225 237L228 236ZM98 233H99V230L97 231L96 235H99ZM84 235H85V233H84ZM91 235H90V237H88V240H89V238L91 239V237H93V235L92 236ZM211 235L212 234H210V236ZM1 236H3V235L0 233V237ZM7 236H10V235H7ZM73 236L74 235H72V237ZM189 236H191V237H189ZM220 236H221V234L219 235V237ZM219 237H218V240L220 239ZM223 237H221V238H223ZM75 238H76V236L74 237V239ZM85 238H87V237H85ZM215 238L216 237L214 236V240H215ZM205 239H207V238H205ZM228 239H229V237H228ZM230 239H231V237H230ZM218 240H217V243H218ZM226 240H227V238L225 240L223 239L224 242ZM11 241H13V240H11ZM253 242H254V240H253ZM88 243H90V242H88ZM69 244H71V243H69ZM81 247H83V246H81ZM12 253H13V251H12ZM111 254H112V252H111ZM99 258H100V256H99Z\"/></svg>", "mask_w": 264, "mask_h": 264}]
</instances>
